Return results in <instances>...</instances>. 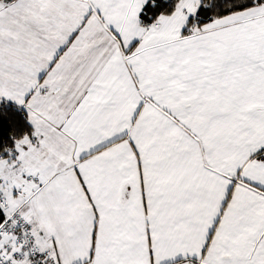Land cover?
I'll return each instance as SVG.
<instances>
[{"label":"snow or ice","instance_id":"obj_1","mask_svg":"<svg viewBox=\"0 0 264 264\" xmlns=\"http://www.w3.org/2000/svg\"><path fill=\"white\" fill-rule=\"evenodd\" d=\"M0 264H264V0H0Z\"/></svg>","mask_w":264,"mask_h":264}]
</instances>
